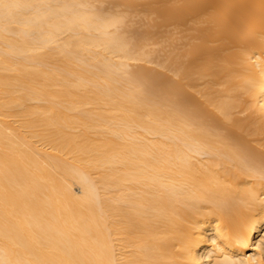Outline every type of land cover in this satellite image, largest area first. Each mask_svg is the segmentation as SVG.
Segmentation results:
<instances>
[{
	"label": "bare ground",
	"instance_id": "6f19581e",
	"mask_svg": "<svg viewBox=\"0 0 264 264\" xmlns=\"http://www.w3.org/2000/svg\"><path fill=\"white\" fill-rule=\"evenodd\" d=\"M164 1L0 0V264H264V0Z\"/></svg>",
	"mask_w": 264,
	"mask_h": 264
},
{
	"label": "rangeland",
	"instance_id": "374dc122",
	"mask_svg": "<svg viewBox=\"0 0 264 264\" xmlns=\"http://www.w3.org/2000/svg\"><path fill=\"white\" fill-rule=\"evenodd\" d=\"M91 4L94 2L104 10V15L107 14H120L126 12L127 8L123 6L124 0H89ZM188 3V2H186ZM170 0H165L164 5L170 7ZM193 5V4H192ZM151 9H155V5L151 6ZM127 25L122 28L123 33L130 38L135 36V31L140 33L138 37L139 41L146 42L149 39H155L157 45L151 46L154 51L152 67L157 69L159 65H164L165 69L163 70L166 74H169V68L172 63V53L176 50V45L173 44L174 30L170 24H167L164 30H162L159 35L150 36L149 33L153 27L149 26V20L155 18L156 15L147 16L143 14H133L126 15ZM136 37V36H135Z\"/></svg>",
	"mask_w": 264,
	"mask_h": 264
}]
</instances>
